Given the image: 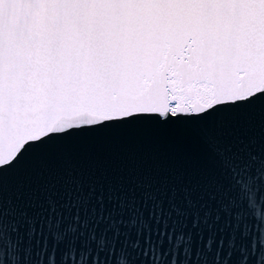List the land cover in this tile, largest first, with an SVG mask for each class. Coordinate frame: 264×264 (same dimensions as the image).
Listing matches in <instances>:
<instances>
[{
    "label": "snow or ice",
    "instance_id": "6c2138e0",
    "mask_svg": "<svg viewBox=\"0 0 264 264\" xmlns=\"http://www.w3.org/2000/svg\"><path fill=\"white\" fill-rule=\"evenodd\" d=\"M146 124L191 132L164 149L192 161L191 187L158 186L159 152L102 154ZM257 125L264 0H0V264H164L166 224L170 264L181 245L180 264H264V226L257 256L233 215L264 187Z\"/></svg>",
    "mask_w": 264,
    "mask_h": 264
},
{
    "label": "water",
    "instance_id": "95a60500",
    "mask_svg": "<svg viewBox=\"0 0 264 264\" xmlns=\"http://www.w3.org/2000/svg\"><path fill=\"white\" fill-rule=\"evenodd\" d=\"M259 125H257V135L260 136L259 143L264 145V133H259L258 131ZM176 141L183 142L189 149H191L192 145V134L188 130H181L177 127L172 125L169 126H156L152 124L146 125H139L136 127L128 128L124 131L120 132H113L105 134L102 140V154L107 153L108 151H119L123 150H136L138 152H142L143 156L146 161L150 160L152 154L155 152H159L165 158L163 159L162 163L156 166V176L158 180V186L162 184L165 188L171 186V184L175 183L178 179L182 182H187L188 186L191 187L197 179L196 173L194 172L193 163L191 160L185 161L182 165H178L175 160H169L166 158V153L164 149L170 146L172 143ZM91 151H96V145L93 143L90 148ZM205 161L200 160L197 164V167H203L205 165ZM177 170L183 173L182 178L176 176ZM181 186V185H177ZM255 201L252 207L248 206L247 200H243L240 202V206L237 209H234L233 215L240 214L244 217V222L250 224L253 227V234H250L245 243L247 246L251 247L252 245V238L253 235L255 236L256 240V247L257 252L256 255H260V239H261V232L260 227L264 226V187L258 188L255 192ZM257 212L260 215H257ZM154 211V215H155ZM185 216L188 217L187 221H185V231L191 229V219L192 214L184 213ZM179 223V222H178ZM151 231V230H149ZM195 232L194 229H192ZM159 230H157L156 234L153 235L151 238L155 241L157 235H159ZM169 234L168 225H165L164 228V235L161 236V251L163 252L166 248L167 255L164 257V264H170V260L172 258V244H167L165 238ZM173 237L175 235H180L177 233L175 229L172 231ZM238 236V234H237ZM135 239V237H133ZM195 243L191 245V249L195 250ZM77 248L79 245L77 244ZM201 249H203V242H201ZM60 251H64V246H60ZM214 251V250H213ZM120 255H123L120 253ZM133 256L136 254L133 253ZM5 257L7 258V250H5ZM57 258L59 259V253H57ZM126 258V257H125ZM175 258L177 260V264L184 258L183 253V245L176 248ZM54 259V258H53ZM75 259L73 260H66L65 264H75ZM97 259H103L102 255H98ZM151 257L145 258V264H151ZM194 257H190L189 264H193ZM203 260H207V264H211L212 253L207 252L205 256L200 258ZM240 259L239 252H235L230 258V264H238ZM255 259V257H253ZM35 260V256L33 257ZM115 264V262H114ZM134 264H140V260H134ZM196 264H199V261H196ZM251 264V261H250Z\"/></svg>",
    "mask_w": 264,
    "mask_h": 264
}]
</instances>
